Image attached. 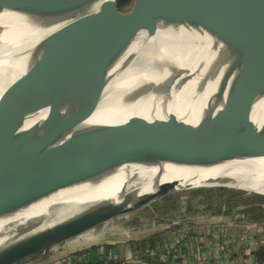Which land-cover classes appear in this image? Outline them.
<instances>
[{"label":"water","instance_id":"water-1","mask_svg":"<svg viewBox=\"0 0 264 264\" xmlns=\"http://www.w3.org/2000/svg\"><path fill=\"white\" fill-rule=\"evenodd\" d=\"M120 1L92 11L87 3L74 0H0V12L28 11L41 19L40 28L51 31L23 56L22 72L7 86V79L0 84V218L72 185L99 180L124 165L176 161L205 168L255 156L256 151L234 140L243 133L264 132V121L258 130L251 119L255 104L264 98V0H133L125 12L118 9ZM158 26L204 33L216 54L201 74V68L172 67L166 80L144 83L121 101L150 98L151 105L167 106L187 82L195 80L188 102L193 105L215 81L199 122L139 118L121 130L111 128L121 140L117 145L73 154L50 150L66 125L95 111L114 66L137 34L154 35ZM40 113H45L43 119L31 123ZM183 181L157 179L149 191L119 192L116 199L98 201L47 226L49 217L40 216L13 231L14 224L4 227L0 264H25L180 193L229 190L264 197L228 186L235 182L230 178L193 175L186 184Z\"/></svg>","mask_w":264,"mask_h":264},{"label":"bare ground","instance_id":"bare-ground-1","mask_svg":"<svg viewBox=\"0 0 264 264\" xmlns=\"http://www.w3.org/2000/svg\"><path fill=\"white\" fill-rule=\"evenodd\" d=\"M74 1L85 2L90 5L89 9L97 11L100 8H111L115 0ZM31 14L33 13L18 8L0 12V84L7 79L5 84L7 86L22 72L23 56L38 40L51 32L40 28L38 25L41 19ZM215 54L212 41L206 34L181 26L175 28L158 26L154 35L139 32L129 49L114 66L113 78L104 89L103 98L95 111L88 117L66 125L62 135L54 141L50 150L63 149L64 152L73 154L77 151H91L117 145L121 140L118 133L111 128L121 127L119 129L121 130L139 118L152 122L174 117L179 121L196 125L206 110L204 105L213 92L215 81L208 83L193 105H188V102L195 90V80L187 82L167 106L151 105L150 98L129 104H124L121 99L127 92L144 83L157 84L166 80L172 67L188 71L201 68V74ZM44 116L45 113L36 115L31 123L43 119ZM251 119L257 129L261 130L264 121V98L255 104ZM234 141L242 148L256 151L255 156L226 160L207 165L205 168L188 167L187 164L176 161L124 165L99 180L72 185L41 199L13 216L0 218V231L14 224L15 227L11 229L13 231L17 225L22 226L40 216L49 217V221L44 224L47 226L98 201L116 199L119 192H129L135 188H138L140 193L149 191L157 179L160 182L184 180L186 184L187 178L198 175L203 178L211 176L214 179L230 178L235 181L228 186L264 180V132L243 133ZM3 240L4 238H1L0 243Z\"/></svg>","mask_w":264,"mask_h":264},{"label":"built area","instance_id":"built-area-1","mask_svg":"<svg viewBox=\"0 0 264 264\" xmlns=\"http://www.w3.org/2000/svg\"><path fill=\"white\" fill-rule=\"evenodd\" d=\"M179 215L169 227L145 238L140 246L127 242L112 248L88 249L62 256L49 264H264L258 259L264 249V228L254 221L207 222ZM156 242V243H155ZM130 251H126L124 246ZM46 263V264H48Z\"/></svg>","mask_w":264,"mask_h":264},{"label":"rangeland","instance_id":"rangeland-1","mask_svg":"<svg viewBox=\"0 0 264 264\" xmlns=\"http://www.w3.org/2000/svg\"><path fill=\"white\" fill-rule=\"evenodd\" d=\"M249 182H257V183H249ZM249 182H244L241 184H236V185H231V186L242 189V190H247L250 192H255V193L264 195V180H254V181H249ZM180 194H184V193H180ZM180 194H177L174 196H178ZM202 198H206V197L204 195L203 196H189L188 200H190L193 207L198 211V213L196 214L197 216H195L197 217L196 219H199V218L202 219L201 221H204L206 225H207V222L209 221L215 222V223L219 221H240V220L246 221L243 215L237 213V210H234V212H231L230 214H217V215H212L211 211H207V210L204 211L206 206L202 205L201 203H198L200 202ZM186 200L187 198L185 197H180V196L175 197V199L171 200V202L169 201L168 204L166 203L165 204L166 206H164L162 209L171 211L172 213L173 212L172 207H176L177 210L173 212V216L183 215L184 214L183 206ZM216 203L217 202H214L213 206L216 205ZM151 206L147 208H150ZM147 208H144V209H147ZM260 209L261 211H263V218L258 223L264 228V205L260 206ZM142 210L138 212H141ZM138 212L127 215V216L116 218L94 229L93 231H91V233L85 236L86 240L84 241L80 240L77 242V244L84 243V242H87V244L127 242L128 244H130V246L136 245V247H139L140 242L143 239L151 238L153 241H156L155 234H157V232H162L163 230H165L166 227L167 228L169 227L168 226L169 222L167 221L168 220L167 218H163L166 220H164L163 222H159L158 220H162V218L156 219L157 216L150 217V216H146L142 214L137 216ZM201 212H204L205 214H202ZM74 242L75 241L71 243H74ZM89 248H92V247H89ZM61 252H62V247H58L46 255L26 261L25 264H46L48 263V261L52 259L54 260V258L56 259V258L61 257V255H59Z\"/></svg>","mask_w":264,"mask_h":264},{"label":"trees","instance_id":"trees-1","mask_svg":"<svg viewBox=\"0 0 264 264\" xmlns=\"http://www.w3.org/2000/svg\"><path fill=\"white\" fill-rule=\"evenodd\" d=\"M133 0H121L118 4V9L122 12L128 11L132 5ZM249 183H257V182H249ZM261 183V182H260ZM227 194V195H226ZM205 196L206 198H202L200 202L202 205H205L204 211H211L212 215L217 214H230L237 210V213L243 215V217L247 221L259 222L263 218V211H261L260 206L264 205V197L249 195L242 192H235L229 190H197L191 191L184 194H180L178 196H169L161 200L160 202H156L150 208L144 209L141 212L137 213L138 215H146V216H157L156 219L162 218V220H158L159 222H163L167 218L170 223L173 219V212L177 210L176 207H172L173 212L163 210L162 208L166 206L165 204L171 202V200L175 199V197H185L187 200L183 206L184 208V216L195 217L198 211L193 207L190 200H188L189 196ZM234 197V198H233ZM217 202L216 205L213 206V203ZM174 204V203H173ZM187 212V213H186ZM186 213V214H185ZM205 214L204 212H201ZM192 215V216H191ZM258 259L260 262H264V249L259 253Z\"/></svg>","mask_w":264,"mask_h":264},{"label":"crops","instance_id":"crops-1","mask_svg":"<svg viewBox=\"0 0 264 264\" xmlns=\"http://www.w3.org/2000/svg\"><path fill=\"white\" fill-rule=\"evenodd\" d=\"M84 241L86 240L85 237L79 239V240H76L74 243H68L61 246L62 247V252L59 254L62 256H74V254H81L83 253L84 251L88 250V249H99L100 247L102 248H105V249H108V248H112L114 246V243H103V244H94V243H91V244H87V242H84V243H80V244H77L78 241ZM89 247H92V248H89ZM124 249L126 251H130V249L128 248V246H124Z\"/></svg>","mask_w":264,"mask_h":264}]
</instances>
